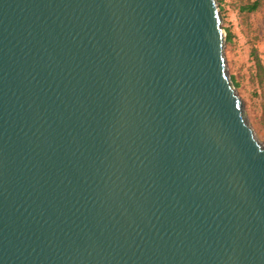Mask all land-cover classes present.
Returning <instances> with one entry per match:
<instances>
[{"label":"water","instance_id":"water-1","mask_svg":"<svg viewBox=\"0 0 264 264\" xmlns=\"http://www.w3.org/2000/svg\"><path fill=\"white\" fill-rule=\"evenodd\" d=\"M216 0H0V264H264V148Z\"/></svg>","mask_w":264,"mask_h":264},{"label":"rangeland","instance_id":"rangeland-1","mask_svg":"<svg viewBox=\"0 0 264 264\" xmlns=\"http://www.w3.org/2000/svg\"><path fill=\"white\" fill-rule=\"evenodd\" d=\"M216 2L225 35L226 71L247 123L264 148V0Z\"/></svg>","mask_w":264,"mask_h":264},{"label":"trees","instance_id":"trees-1","mask_svg":"<svg viewBox=\"0 0 264 264\" xmlns=\"http://www.w3.org/2000/svg\"><path fill=\"white\" fill-rule=\"evenodd\" d=\"M256 9V5H254V6H252L251 8H250V10H255Z\"/></svg>","mask_w":264,"mask_h":264}]
</instances>
